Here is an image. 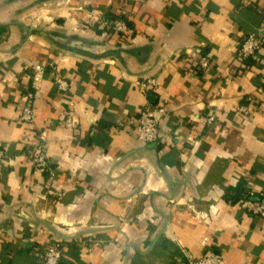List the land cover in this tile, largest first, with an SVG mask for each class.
I'll use <instances>...</instances> for the list:
<instances>
[{
  "label": "crops",
  "instance_id": "obj_1",
  "mask_svg": "<svg viewBox=\"0 0 264 264\" xmlns=\"http://www.w3.org/2000/svg\"><path fill=\"white\" fill-rule=\"evenodd\" d=\"M92 10L128 34H102ZM262 32L264 0H0V264H42L31 248L53 241L60 264H135L170 248L264 264V218L237 206L264 196V49L238 58ZM191 50L212 70L190 74ZM145 107L161 109L156 144L128 131ZM38 145L50 173L31 163Z\"/></svg>",
  "mask_w": 264,
  "mask_h": 264
},
{
  "label": "built area",
  "instance_id": "obj_2",
  "mask_svg": "<svg viewBox=\"0 0 264 264\" xmlns=\"http://www.w3.org/2000/svg\"><path fill=\"white\" fill-rule=\"evenodd\" d=\"M90 17L94 18L97 22V28L102 31V34L104 35H117L122 39L129 32L125 21L121 18L117 17L110 20L106 17V14H102L96 10L90 12ZM263 49L264 33L249 34L239 44L238 58L241 60L252 58ZM185 62L189 73L193 76H203L214 67V62L209 56L196 50L187 52ZM34 69L37 72H42V66L40 65H36ZM55 84L57 90L61 93L67 92L69 88L68 82L59 76L55 78ZM142 87L147 92L154 89L155 83L153 80H147L142 84ZM32 98L33 96L31 94L27 95V103L20 112V122L25 125H30L33 122V113L31 109ZM160 111V108L156 110L149 107L140 110L138 118L132 122V127L128 130L130 135H132L138 142L144 144L158 143L161 139L162 132L154 114L155 112ZM238 111L247 116L253 113L251 106H242ZM212 120V117L208 118V122H212ZM57 121L66 129H73L76 124L73 116L67 112L60 114ZM5 157L4 152L0 150V159ZM31 163L41 172L45 173L50 171L43 146H36ZM237 206L240 210H243L249 215L264 218V196L262 194L258 197L248 194L237 202ZM31 253L37 257L42 264H60L65 258L63 244L59 241L38 243L37 245L32 246ZM186 260L188 264H224L220 254L215 252H206L197 256L186 254Z\"/></svg>",
  "mask_w": 264,
  "mask_h": 264
},
{
  "label": "rangeland",
  "instance_id": "obj_3",
  "mask_svg": "<svg viewBox=\"0 0 264 264\" xmlns=\"http://www.w3.org/2000/svg\"><path fill=\"white\" fill-rule=\"evenodd\" d=\"M33 13L36 14L28 17V19L37 24V7ZM165 251L166 250L159 249L158 253L155 251V253L149 256H143L137 259L135 264H188L187 261L179 258L172 248H170L166 254Z\"/></svg>",
  "mask_w": 264,
  "mask_h": 264
},
{
  "label": "trees",
  "instance_id": "obj_4",
  "mask_svg": "<svg viewBox=\"0 0 264 264\" xmlns=\"http://www.w3.org/2000/svg\"><path fill=\"white\" fill-rule=\"evenodd\" d=\"M109 19H113V17H109ZM243 63L247 64V65H250L251 64V61H249L248 59H245V60H242Z\"/></svg>",
  "mask_w": 264,
  "mask_h": 264
}]
</instances>
